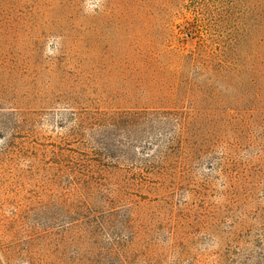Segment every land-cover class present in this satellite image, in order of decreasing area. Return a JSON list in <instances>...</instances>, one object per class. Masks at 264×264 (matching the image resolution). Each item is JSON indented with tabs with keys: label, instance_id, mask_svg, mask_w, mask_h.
Listing matches in <instances>:
<instances>
[{
	"label": "rangeland",
	"instance_id": "1",
	"mask_svg": "<svg viewBox=\"0 0 264 264\" xmlns=\"http://www.w3.org/2000/svg\"><path fill=\"white\" fill-rule=\"evenodd\" d=\"M140 110L161 124L114 127ZM173 136L75 224L66 156ZM0 264H264V0H0Z\"/></svg>",
	"mask_w": 264,
	"mask_h": 264
},
{
	"label": "trees",
	"instance_id": "2",
	"mask_svg": "<svg viewBox=\"0 0 264 264\" xmlns=\"http://www.w3.org/2000/svg\"><path fill=\"white\" fill-rule=\"evenodd\" d=\"M160 116L159 111L148 110L125 113L114 127L121 132L140 137L143 133L152 131L161 124L158 119ZM176 139L178 137L173 136L171 140L158 143L152 140H144L143 143L147 142L150 145H154L151 149L152 157L150 159L146 158V160L139 159L129 165L126 163L122 164L119 156L110 155L104 147L88 146L87 151L73 150L66 157L69 161V164H67L69 178L73 180L68 193L70 195L68 196L70 198L68 201L71 206L69 214L80 216L75 221V224L82 225L80 229L84 230L102 228L108 224L107 218L105 219L102 213H97L86 199L87 190H90L91 193L95 191L89 187L102 188L104 181H108L109 177L115 172H117L119 181L124 180L129 185H143L146 182H150L149 176L145 173L157 171L158 164L163 166V163L168 161L167 150L171 151L174 149L173 143ZM116 185L121 186L119 183H116ZM73 195L75 199H72Z\"/></svg>",
	"mask_w": 264,
	"mask_h": 264
}]
</instances>
